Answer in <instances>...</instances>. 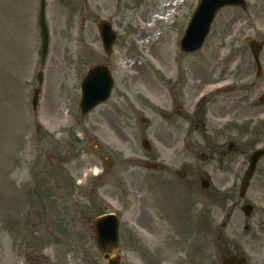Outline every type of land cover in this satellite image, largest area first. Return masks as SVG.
<instances>
[{
    "label": "rangeland",
    "instance_id": "rangeland-1",
    "mask_svg": "<svg viewBox=\"0 0 264 264\" xmlns=\"http://www.w3.org/2000/svg\"><path fill=\"white\" fill-rule=\"evenodd\" d=\"M183 1L45 0L49 49L40 67V0H0V264H104L92 221L108 213L119 219L123 264H144L131 250L144 237L154 254L160 253L155 264H206V255L210 264H220L234 244L252 264L256 253L264 257V226H249L248 234L244 226H227L222 240L213 238L206 250L200 226L163 221L151 236L134 227L147 221L133 205V197L144 190L167 196L171 222L187 220L188 194L161 179L145 182L148 173L140 163L147 158L172 171L184 169L183 181L192 178L196 197H203L200 182L207 176L218 189L231 191L235 181H225L219 171L227 167L231 172L233 164L217 165V152L208 150L203 138L207 111L220 115L219 106L204 100L208 86L225 80L229 87L217 94L223 95L216 99L220 106L225 100L242 103L233 112L228 108L226 121L248 141L226 159L236 161L241 153L264 147V49L258 79L247 46L250 40L264 44V0H244L245 10L218 12L201 49L192 54L182 53L179 42L199 0ZM101 21L117 33L110 57L101 49ZM97 65L109 68L114 87L105 104L82 116L80 83ZM39 71L43 82L33 111ZM176 82L172 104L166 86ZM189 116L195 122L192 132L184 123ZM175 138L179 143L172 146ZM143 140L150 151L143 150ZM105 160L111 162L109 169ZM237 199L235 194L232 201ZM249 204L250 219L239 210L232 222H264V199Z\"/></svg>",
    "mask_w": 264,
    "mask_h": 264
},
{
    "label": "flooded vegetation",
    "instance_id": "flooded-vegetation-1",
    "mask_svg": "<svg viewBox=\"0 0 264 264\" xmlns=\"http://www.w3.org/2000/svg\"><path fill=\"white\" fill-rule=\"evenodd\" d=\"M220 83H226V81L222 80L220 81ZM176 86H178V82H176V84L166 86L169 89L168 99L169 101L171 99L172 104L175 101L174 91ZM217 94L209 96L208 100L211 104H214L215 107L219 106L220 115L216 116L212 112L213 109H209L207 111V115L209 116L210 120L207 121V123H209L208 131L203 135V138L204 141H206V148H212L213 150H215V152H217L216 154H214V161L217 165L223 168L228 166L229 163L233 164L231 172L227 170V167L219 171L222 173V176L225 177V181H235L231 191L223 188V186L218 189L217 186L211 183L212 180L210 176H207L208 178L206 182L208 183V189L203 192V197H196L194 196L195 185L192 178L190 177L188 182L183 181L187 174L184 169L180 170L185 172L184 179L179 180L177 179V176H174L176 171L170 170L168 167L164 166L161 162L155 159H148V162L152 164V167L150 170H145L149 173L144 177L145 182H158L161 179L170 181L175 186L183 188L185 190V193L188 194V202H186L187 207L183 212L185 217H187V220H184L179 224L171 222V213L168 214L171 201L168 200L167 196L162 197L158 195L159 197H153V190H144L143 194L133 197V205L139 211H142L141 213H143V215L147 217V221L145 223L143 222V224H140V226H134L136 229L140 230L143 235L146 234L148 236H151V232L157 229L159 226H162L163 221H169V223H167L168 226H200L203 228L199 232V234H201L204 239L202 247H204V250H206V248H208V244L210 245L213 238L221 239L224 236L223 234L227 230V226H244V232H246L247 234L250 231L249 226H264V222L255 224L250 222H232V220H234L235 218V213L239 210L242 211V208L245 205L251 206V212L249 214H252L253 207L249 204L250 202H252V199H264V158L258 161L253 176L249 181L247 190L244 193V197L242 199H239V188L241 185V181L248 169V158L251 152L250 150H248L241 153L236 161H234L233 159H226L229 156L230 152H232V150H235L236 152L243 151V146H246V143L248 141V139L242 138V132L238 127H227L228 121H226V116H228L229 113L228 108L233 112L236 108H242L239 106V104L242 103H238L236 101L231 102V104L228 105L227 101L225 100V103L223 105L221 104V107L220 103L216 99L223 98V95ZM177 103L178 99L176 100V105ZM161 113L163 114L162 111ZM189 117H187V120L184 123L187 124V130L192 132L193 128L195 127V122L194 119L192 122L191 117ZM202 128H204V130L206 131V126L203 125ZM175 139L172 140V146H176L179 143V140ZM247 153L249 154L244 157V155H246ZM152 173L157 174L153 175ZM235 194L237 195L238 200L232 201L235 197ZM201 198H204L203 201L201 200ZM201 205H203V209L201 208V210L197 212L195 209L196 206ZM152 208H154L153 211L150 210ZM250 215L244 218L246 220H249ZM145 239L147 238L144 237V239L139 240V246H137L136 248L131 245V250H136L139 253L141 258H143L144 264H155V262H158L160 253L154 254V252L151 250L149 241ZM233 248V251L231 249V253L229 254H238L241 252L240 248L237 245H235ZM148 257L150 258L149 260L146 259ZM255 257V264H264V257H262L261 253H256ZM204 261L206 264H210L208 255L205 256ZM249 264L252 263L249 262Z\"/></svg>",
    "mask_w": 264,
    "mask_h": 264
},
{
    "label": "water",
    "instance_id": "water-1",
    "mask_svg": "<svg viewBox=\"0 0 264 264\" xmlns=\"http://www.w3.org/2000/svg\"><path fill=\"white\" fill-rule=\"evenodd\" d=\"M226 6H240L241 8H245L243 0H201L185 32L184 38L181 42V50L189 53L200 49L209 31L210 24L217 12ZM39 27L41 40L40 57L41 64H43L47 55L48 47V30L44 16V0L41 1ZM99 31L103 49L108 55L111 52V45L115 39V35L111 33L109 25L105 22L99 24ZM248 45L256 65H258V55L262 49V44L256 41H250ZM40 80L41 76H39V81ZM111 87L112 81L107 69L104 66L93 68L83 79L81 84V101L79 104L81 114H87L97 105L104 102L109 96ZM37 95L38 92L34 95V107L36 106ZM143 147H147L145 142H143ZM263 155L264 151H258L253 154L250 161V169L243 182V189L247 186L249 177L253 172L256 162ZM106 163L107 166H109V163ZM203 187H205V184H203ZM92 225L95 243L102 255L104 263L122 264V259L118 254V220L114 216H104L95 219L92 222ZM222 264H245V262L237 257H229L223 259Z\"/></svg>",
    "mask_w": 264,
    "mask_h": 264
}]
</instances>
